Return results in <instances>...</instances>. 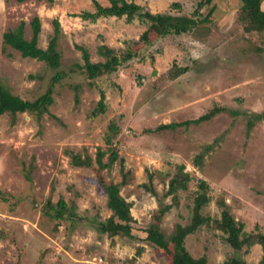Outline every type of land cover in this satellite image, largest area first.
I'll return each mask as SVG.
<instances>
[{"label": "rangeland", "instance_id": "obj_1", "mask_svg": "<svg viewBox=\"0 0 264 264\" xmlns=\"http://www.w3.org/2000/svg\"><path fill=\"white\" fill-rule=\"evenodd\" d=\"M96 1L109 6L107 0ZM126 1L152 15L182 17H191L199 2ZM212 5L208 21L190 32L158 37L136 18L82 20L80 14L95 11L90 0H0V84L12 96L32 102L45 93L55 72L64 74L47 112L0 117V264H170L160 249L143 241V232L159 201L171 206L160 222L163 238L176 224L188 225L201 180L209 187L211 202L199 214L219 218L216 202L223 200L245 232L264 234V121L246 126L251 114L264 112V30L244 31L239 0H214ZM212 5L196 17L203 19ZM34 17L41 23V50L53 37L52 22L59 23L57 70L2 44V34L21 23L29 41ZM99 46L117 56L132 47L137 55L116 72L90 81L77 67L83 65L80 49L88 52L90 62H104ZM176 68L187 71L172 78ZM101 92L104 111L95 114ZM214 107L221 111L209 121L148 132L196 120ZM110 125L118 133L108 147ZM112 149L123 159L126 179L120 196L130 205L133 238L97 231L112 214L99 177L106 183L122 181L119 161L96 173L97 152L104 153L102 162L107 163ZM199 154L204 159L198 168L194 159ZM73 155L90 158L91 167H75ZM179 165L192 179L186 191L176 192L174 203L164 194ZM148 175L156 196L143 187ZM59 200L71 216L57 223L44 213L47 202L55 206ZM184 244L193 258L205 257L207 264L232 257L257 264L262 256L259 245L233 251L222 232L206 226L188 235Z\"/></svg>", "mask_w": 264, "mask_h": 264}, {"label": "trees", "instance_id": "obj_2", "mask_svg": "<svg viewBox=\"0 0 264 264\" xmlns=\"http://www.w3.org/2000/svg\"><path fill=\"white\" fill-rule=\"evenodd\" d=\"M25 0H17L22 3ZM52 3V0H46ZM94 6L95 11L93 13L84 12L80 14L82 20L95 21L99 17H126L127 21H132L136 18L139 22L147 23L150 28L154 29L158 37H165L168 35H182L193 30L197 25L203 24L208 21L209 17L214 11L212 5L214 0H199L197 8L193 12L191 17L171 16L165 14L152 15L149 12H145L142 8L133 2H127L126 0H107L108 7H102L96 0H90ZM262 0H239L241 12L243 14L242 23L244 24V31H256L260 32L264 30V11L261 9ZM208 14L203 19H198L199 12L205 6H211ZM172 7H177L172 4ZM54 34L48 42L46 50H41L37 47V37L41 30V23L38 17H34L30 22L32 37L29 41L25 40L23 32V23H21L16 29L7 31L2 34V44L8 46L17 51L22 58H29L32 60H38L44 62L47 67L57 70L59 68L60 54L57 51V41L60 34V26L57 20L53 22ZM82 50L83 65L77 66L90 81L109 75L116 72L117 68L137 55L136 51L132 47H128L124 54L117 56L111 49L106 46H99L97 53L104 62L92 63L89 60V54L85 49ZM187 71L186 68H176L175 72L171 75L172 78H177L183 75ZM63 73L60 71L55 72L51 77L49 86L44 94L32 102H23L18 97L12 96L1 84H0V117L7 113H15L17 111H30L37 117L43 112H47L48 108L52 105V93L55 85L59 83L63 78ZM104 93H100V100L97 103L95 114L102 113L104 111ZM221 109L214 107L207 114L197 118L196 120H187L181 123H170L167 125H160L155 130H148V132H158L170 130L174 131L181 127H188L190 125H198L201 122L209 121L218 113ZM264 121V112L259 114H251L250 118L246 122L248 129H251L256 122ZM110 135L106 136V144L108 147L112 145V137L118 133V129L114 125L109 127ZM211 147H206L205 152H209ZM104 153L97 152L96 155V173L99 175L103 169H109L111 166L119 161L121 165L122 181L119 184L106 183L101 177L99 182L106 195V206L111 211V216L97 227V231L108 236H124L127 238H133L134 228L132 227L133 219L130 216V205L124 201L120 196V188L124 185L126 174L123 173V159L120 158L115 150H111L108 154L107 163H103ZM204 159L203 154H199L195 157L194 162L196 166L201 167ZM90 158L83 159L80 156L73 155L71 162L75 167L90 168ZM189 173L185 172L183 165L176 166V171L173 177L168 182L167 190L164 196H172L174 203H177L175 194L177 191H186L188 183L191 181ZM151 175H148V185L143 187L148 190L150 194L156 196L154 190L150 184ZM198 190L200 193L196 194L193 200L194 214L190 218L188 225L182 226L176 224L173 232L168 238H163L160 231V222L163 215L169 211L171 206L163 205L160 201L157 214L153 216L152 223L144 230L145 236L143 241H146L150 245L160 249L167 258L170 260V264H207L205 257L193 258L187 249L185 248V238L188 235L193 234L198 228L202 226L211 227L223 233L225 236V242L230 246L233 251H241L243 247L247 252L252 246L259 245L262 251V256L257 264H264V234L262 233H247L243 230V224L236 222L228 211L227 206L223 200H218L216 206L220 209V217L212 219L209 216H202L199 212L211 202V198L208 195L209 187L207 183L201 180L198 183ZM47 210L44 215L51 220L60 223L67 215L71 216L64 201L59 200L55 206L50 202L46 204ZM142 239V238H141ZM220 264H246L237 257H232Z\"/></svg>", "mask_w": 264, "mask_h": 264}, {"label": "crops", "instance_id": "obj_3", "mask_svg": "<svg viewBox=\"0 0 264 264\" xmlns=\"http://www.w3.org/2000/svg\"><path fill=\"white\" fill-rule=\"evenodd\" d=\"M261 9L264 11V0L261 1Z\"/></svg>", "mask_w": 264, "mask_h": 264}, {"label": "water", "instance_id": "obj_4", "mask_svg": "<svg viewBox=\"0 0 264 264\" xmlns=\"http://www.w3.org/2000/svg\"><path fill=\"white\" fill-rule=\"evenodd\" d=\"M155 74H156V71L154 70L151 75L154 76Z\"/></svg>", "mask_w": 264, "mask_h": 264}, {"label": "built area", "instance_id": "obj_5", "mask_svg": "<svg viewBox=\"0 0 264 264\" xmlns=\"http://www.w3.org/2000/svg\"><path fill=\"white\" fill-rule=\"evenodd\" d=\"M99 262H100V263L102 262V259H101V258L99 259Z\"/></svg>", "mask_w": 264, "mask_h": 264}]
</instances>
